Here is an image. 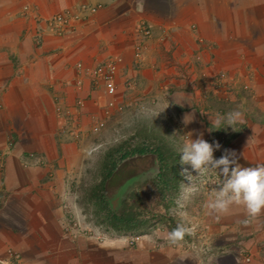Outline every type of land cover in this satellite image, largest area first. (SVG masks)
<instances>
[{"label":"crops","instance_id":"crops-1","mask_svg":"<svg viewBox=\"0 0 264 264\" xmlns=\"http://www.w3.org/2000/svg\"><path fill=\"white\" fill-rule=\"evenodd\" d=\"M83 4L102 7L70 32L46 28L50 14ZM142 21L151 26L148 37L137 32ZM136 45L142 54L133 75L143 98L182 96L183 107L170 103L166 110L174 109L192 139L215 133L213 121L223 114L206 108L208 101L221 103L231 93L202 99L205 81L225 72L241 89L250 82L253 93L241 91L242 103L237 98L240 130L218 151H234L241 167L264 165V0H0V258L13 249L20 264H209V258L211 264H264V212L252 218L233 207L209 216L210 195L202 189L187 194L176 223L166 221L151 234L103 238L100 228L83 223L73 186L80 182L81 149L62 137L57 102L72 105L86 96V79L84 91L74 86L75 77L82 79L76 64L103 53L123 57L117 83L130 77ZM249 99L255 105L244 104ZM186 113L194 115L188 125ZM181 222L197 224L202 236L171 244L168 233Z\"/></svg>","mask_w":264,"mask_h":264},{"label":"rangeland","instance_id":"rangeland-1","mask_svg":"<svg viewBox=\"0 0 264 264\" xmlns=\"http://www.w3.org/2000/svg\"><path fill=\"white\" fill-rule=\"evenodd\" d=\"M148 26L151 35V26ZM141 28L139 22L137 32L143 34ZM141 54V48L136 45L133 48L135 67L130 77L121 78L119 83L122 84L116 82L117 77L119 78V66L123 63L120 55L103 53L98 59L94 58L92 63L84 65L78 62L76 71L81 74L82 79L75 77L73 82L78 90L84 91L86 79V96L76 97L72 105L56 104V111L63 117L62 137L66 142L78 145V150L79 147L81 149L83 166L80 182H74L73 186L76 185V191L80 192L79 208L83 223L91 227V230L94 226L100 228L103 238L122 237L132 232L151 234L152 228L162 226L166 221L176 223L187 196L183 195L178 151L181 142L186 141L187 133L181 131L173 108L172 112L165 110L152 122L143 118L144 106H154L159 101L143 98L142 86L138 85V74L133 75V71L139 70ZM110 66L114 70L112 92L107 88L105 76L107 67ZM198 74L206 76L202 69ZM248 80L253 79L248 76ZM239 85L234 76L230 77L225 72L215 74L209 83L205 81L201 85L202 99L209 100L227 90L232 96L222 95L221 103L231 104L233 108L229 110L230 107L212 100L208 101L206 108L222 111V118L234 110L240 111L237 98L242 103V92H253L250 82L242 83V89ZM97 91L100 93L96 94ZM246 102L252 106L255 101L249 99L244 104ZM73 116L76 127L73 125ZM222 124L214 136L217 138L219 135L218 143L226 145L225 141L234 137L240 126L238 123L233 125L234 131ZM140 148L146 151L136 152ZM218 153L221 157L223 152L220 150ZM101 194L107 206L100 202ZM128 210L135 214L136 218L132 222L120 221L114 217H122L123 212Z\"/></svg>","mask_w":264,"mask_h":264},{"label":"clouds","instance_id":"clouds-1","mask_svg":"<svg viewBox=\"0 0 264 264\" xmlns=\"http://www.w3.org/2000/svg\"><path fill=\"white\" fill-rule=\"evenodd\" d=\"M171 101L168 97H161L159 102L154 106H144L143 118L151 122L163 113L171 104L184 106L186 102L182 96H172ZM243 113L239 110L229 112L224 118H217L213 121L217 130L221 129L224 123L227 127L241 122ZM194 121L192 113H186L183 117V124L188 125ZM235 131V130H234ZM186 141H182L178 147L180 153L179 163L181 165H190L196 175L184 168L180 175L188 183L182 182V190L191 196L199 191V184H204L206 178L213 174L216 176L213 185L218 188H212L209 199L205 204L206 214L209 216L219 217L228 214L233 207H240L246 211V214L252 218H257L264 212V165L255 167H241L238 163L236 153L232 150L225 149L220 158H214V151L220 149L218 142L209 143L202 138V134L196 139H192V133L185 134ZM183 220V215H182ZM195 223H178L177 226L168 233V240L173 245H179L186 235L195 231ZM187 256L182 257L185 259ZM209 258V264L211 260Z\"/></svg>","mask_w":264,"mask_h":264},{"label":"built area","instance_id":"built-area-1","mask_svg":"<svg viewBox=\"0 0 264 264\" xmlns=\"http://www.w3.org/2000/svg\"><path fill=\"white\" fill-rule=\"evenodd\" d=\"M101 5H88V4H83L80 5L77 9H75L76 11H72V13L70 12H66V11H61V12H55L53 14H50L49 16H47L46 18V28L50 31H52L55 34H63L65 32H70L73 27H74V23L76 21H83L86 19V17L91 16L93 14H95L99 9H101ZM141 29L143 30L142 33L144 36L149 35L150 34V27L148 26L147 23H145L144 21L141 22ZM113 67H107V70L105 72V76L106 78V85L107 88L110 92L113 91L114 89V85H113ZM207 142H209L210 144L213 142H218V139L214 136L213 133H209L207 136ZM218 150H215L213 155L214 158H220L218 156ZM184 168H188V170L192 173V175H196L195 171H193L191 169L190 165H181L179 166V171L181 173V171ZM181 182L184 183H188V181L181 176ZM216 176L213 174L210 178H206V182L204 184H199V180L196 181V183L199 185V189H202L203 192H205L206 194L210 195L212 188H218V185H213V182L215 181ZM183 195H187L184 191H183ZM188 237H193V238H198L199 236H202V234L195 228V231L190 234V235H186ZM185 236V237H186ZM139 236H134L130 239V243H136V241L138 240ZM190 245L188 246H193L192 242H189ZM20 260V254L13 249H10L7 252V258L6 259H1L0 258V264H20L19 263Z\"/></svg>","mask_w":264,"mask_h":264},{"label":"trees","instance_id":"trees-1","mask_svg":"<svg viewBox=\"0 0 264 264\" xmlns=\"http://www.w3.org/2000/svg\"><path fill=\"white\" fill-rule=\"evenodd\" d=\"M145 151H146V149H144V148H140V149L136 150V152H139V153H144ZM102 182H103V180L101 181V183ZM100 188H102V184H101ZM100 202H103L104 206H107V202L105 201L103 194L100 195ZM114 217L120 221H126V222L127 221L132 222L133 219L136 218L135 214L133 212H131L130 210H128L127 212L124 211L122 214V217H116L115 215H114Z\"/></svg>","mask_w":264,"mask_h":264}]
</instances>
